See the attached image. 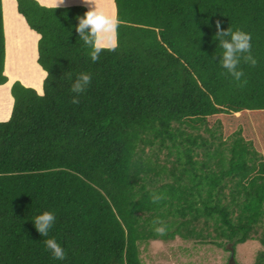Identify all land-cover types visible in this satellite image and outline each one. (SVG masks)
I'll use <instances>...</instances> for the list:
<instances>
[{
    "label": "trees",
    "instance_id": "16d2710c",
    "mask_svg": "<svg viewBox=\"0 0 264 264\" xmlns=\"http://www.w3.org/2000/svg\"><path fill=\"white\" fill-rule=\"evenodd\" d=\"M7 1L0 118L15 81L0 121V264H142L150 240L264 248V0H114L119 46L95 63L75 30L84 5L17 0L29 31ZM216 21L252 36L257 63L241 61V81L220 65ZM82 72L92 81L73 104ZM154 192L165 199L153 204ZM44 211L56 216L47 237L33 223Z\"/></svg>",
    "mask_w": 264,
    "mask_h": 264
},
{
    "label": "clouds",
    "instance_id": "9594fccd",
    "mask_svg": "<svg viewBox=\"0 0 264 264\" xmlns=\"http://www.w3.org/2000/svg\"><path fill=\"white\" fill-rule=\"evenodd\" d=\"M83 4L89 7L82 17H77L78 24L76 25V32L84 45L91 48L90 59L93 63L98 62L103 51L107 50L115 52L118 48V27L119 20L114 15H108L101 7L103 0H81ZM64 4V0H49V5L55 9ZM94 6V7H93ZM216 35L215 38L219 40V45L223 49L222 59L220 65L227 71L235 81H241L244 72L240 70L241 61L255 66L257 61L251 53L252 36L242 30L233 31L231 28L227 30L221 29L220 22L216 21ZM49 75L45 73V78ZM70 78V76H69ZM92 74L82 72L71 85L70 91L75 95L72 98L73 104H78L79 96L83 94L88 86L91 84ZM246 83V81H244ZM44 93L41 92V96ZM165 199L162 193H152L151 202L159 204ZM56 216L53 212L44 211L34 219V226L36 231L43 237L49 235L50 230L54 226ZM154 231L158 236H165L168 232L167 225L156 218L152 221ZM47 250L50 251L52 258L63 261L66 259V252L63 247L56 241L55 238H49L44 241Z\"/></svg>",
    "mask_w": 264,
    "mask_h": 264
},
{
    "label": "rangeland",
    "instance_id": "374dc122",
    "mask_svg": "<svg viewBox=\"0 0 264 264\" xmlns=\"http://www.w3.org/2000/svg\"><path fill=\"white\" fill-rule=\"evenodd\" d=\"M13 2H14L13 4L14 12L16 11V13L20 16L23 25L27 29H29L23 17L17 12V9L15 8L16 5L15 0H13ZM8 5L9 2L7 0H2V10L4 16L3 19L4 36H5V6ZM101 7L106 12V14L114 15V16L116 15L114 0H103ZM88 10L89 7H87V11ZM29 31L31 30L29 29ZM33 33L36 35L35 32ZM33 41L35 40L31 38L30 43ZM36 42H35V49H36ZM5 49H6V37H5ZM34 55H35L34 62L36 63V65H38L36 61L37 59L36 52ZM5 61H6V53H5ZM38 67L41 69V71H43L40 65H38ZM4 69H5V63H4ZM24 70H26L27 72L26 74L23 75H28L29 78L27 79L30 80V77L33 76V72L30 73V70H27L26 68ZM16 80L21 81L20 79H16ZM14 81L15 80H13L11 84ZM11 84L9 85L8 91L4 92L5 95L7 94L6 97H9V99H13L10 92ZM23 84H29V83L27 82ZM41 87H42V83H41ZM41 87L39 89L40 91H41ZM36 90L39 91L38 89ZM1 101L2 100L0 99V104L2 103ZM11 105H12V100H11ZM1 107L2 106L0 105V108ZM11 110L12 109L10 108V111ZM10 114L11 112L9 113L7 118H0V120L4 121L9 119ZM227 246L229 247L230 245H226L225 247H216L213 244L194 243L191 240L180 241L178 239H175L168 242H163L161 240H150L139 243V255L142 264H228L231 253L228 250ZM261 250H264V248L256 240H247L245 242H238L235 244L234 247V261L236 264H253L257 258L258 252Z\"/></svg>",
    "mask_w": 264,
    "mask_h": 264
},
{
    "label": "crops",
    "instance_id": "0c3cea01",
    "mask_svg": "<svg viewBox=\"0 0 264 264\" xmlns=\"http://www.w3.org/2000/svg\"><path fill=\"white\" fill-rule=\"evenodd\" d=\"M40 4H42V5H45V6H50L49 5V0H37ZM15 8L17 9V0H15ZM73 5H84L86 8L88 7V6H86L85 4H83L82 2H81V0H64V4L62 5V6H73ZM18 12V11H17ZM21 15V14H20ZM22 16V15H21ZM23 17V16H22ZM3 19H4V16H3ZM24 19V18H23ZM25 21V20H24ZM26 23V22H25ZM27 24V23H26ZM28 26V25H27ZM29 28V27H28ZM30 29V28H29ZM35 32V31H34ZM36 33V32H35ZM36 35H37V40H38V38H39V34L38 33H36ZM36 40V41H37ZM6 50V49H5ZM5 53H6V51H5ZM36 55H38V53H37V42H36ZM38 64V63H37ZM39 65V64H38ZM41 67V66H40ZM42 68V67H41ZM43 70V69H42ZM43 72H44V76H45V71L43 70ZM42 83H43V81H42ZM12 85V84H11ZM43 91V88L41 87V91L39 92V93H41ZM12 100V105H11V109H12V106H13V101H14V99H11ZM11 112V111H10ZM10 117V116H9ZM0 121H2V120H0Z\"/></svg>",
    "mask_w": 264,
    "mask_h": 264
},
{
    "label": "water",
    "instance_id": "95a60500",
    "mask_svg": "<svg viewBox=\"0 0 264 264\" xmlns=\"http://www.w3.org/2000/svg\"><path fill=\"white\" fill-rule=\"evenodd\" d=\"M230 251H231V255H230L228 264H236L234 261V250H233V248H230Z\"/></svg>",
    "mask_w": 264,
    "mask_h": 264
},
{
    "label": "bare ground",
    "instance_id": "6f19581e",
    "mask_svg": "<svg viewBox=\"0 0 264 264\" xmlns=\"http://www.w3.org/2000/svg\"><path fill=\"white\" fill-rule=\"evenodd\" d=\"M36 90V89H35Z\"/></svg>",
    "mask_w": 264,
    "mask_h": 264
}]
</instances>
